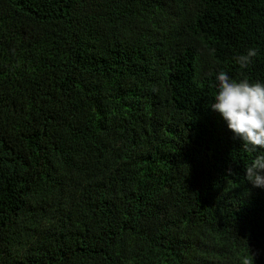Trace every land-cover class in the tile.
Wrapping results in <instances>:
<instances>
[{
  "label": "trees",
  "instance_id": "obj_1",
  "mask_svg": "<svg viewBox=\"0 0 264 264\" xmlns=\"http://www.w3.org/2000/svg\"><path fill=\"white\" fill-rule=\"evenodd\" d=\"M221 71L264 0H0V264H264Z\"/></svg>",
  "mask_w": 264,
  "mask_h": 264
},
{
  "label": "clouds",
  "instance_id": "obj_2",
  "mask_svg": "<svg viewBox=\"0 0 264 264\" xmlns=\"http://www.w3.org/2000/svg\"><path fill=\"white\" fill-rule=\"evenodd\" d=\"M258 51L249 48L246 54L236 56L241 69L248 67ZM216 92L210 108L218 112L235 138L242 142L245 151L264 149V82L230 78L226 72L215 77ZM246 180L253 187L264 188V152L256 154L244 170ZM242 264H253L244 258Z\"/></svg>",
  "mask_w": 264,
  "mask_h": 264
}]
</instances>
